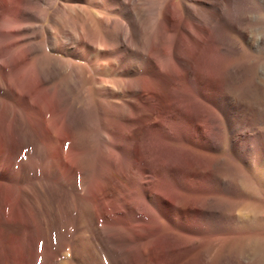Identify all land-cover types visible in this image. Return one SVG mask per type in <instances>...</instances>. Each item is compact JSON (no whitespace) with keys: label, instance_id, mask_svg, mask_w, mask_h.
<instances>
[{"label":"bare ground","instance_id":"obj_1","mask_svg":"<svg viewBox=\"0 0 264 264\" xmlns=\"http://www.w3.org/2000/svg\"><path fill=\"white\" fill-rule=\"evenodd\" d=\"M253 84L264 0H0V264H264Z\"/></svg>","mask_w":264,"mask_h":264},{"label":"rangeland","instance_id":"obj_2","mask_svg":"<svg viewBox=\"0 0 264 264\" xmlns=\"http://www.w3.org/2000/svg\"><path fill=\"white\" fill-rule=\"evenodd\" d=\"M244 71V70H243ZM242 78V76H241ZM254 85V84H253ZM250 86L249 88H246L245 91L243 92H237L234 90L233 92V99L236 98H241L239 99L240 104L245 107H256L257 109H260L261 107H264V85H254ZM251 90V91H250ZM255 90V91H254ZM262 91V92H261ZM248 93V94H246ZM251 93V94H250ZM241 94V95H240ZM238 95V96H237ZM263 97H262V96ZM240 96V97H239ZM246 97V98H245ZM249 100V101H247ZM260 102V103H259ZM250 103V104H249ZM249 104V106H248ZM243 106V107H244ZM0 256H4L3 254L9 251L11 248L12 241H6V240H0ZM6 244V245H5ZM4 246V247H3ZM3 247V248H2ZM7 249V250H6ZM6 250V251H5Z\"/></svg>","mask_w":264,"mask_h":264}]
</instances>
